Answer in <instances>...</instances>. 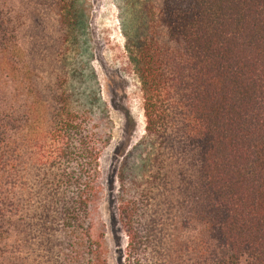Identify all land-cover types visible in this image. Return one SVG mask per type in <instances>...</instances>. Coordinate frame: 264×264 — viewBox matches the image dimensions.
<instances>
[{"label":"trees","instance_id":"16d2710c","mask_svg":"<svg viewBox=\"0 0 264 264\" xmlns=\"http://www.w3.org/2000/svg\"><path fill=\"white\" fill-rule=\"evenodd\" d=\"M88 3L0 0V264H110ZM133 5L145 132L117 173L124 264H264V0Z\"/></svg>","mask_w":264,"mask_h":264},{"label":"rangeland","instance_id":"374dc122","mask_svg":"<svg viewBox=\"0 0 264 264\" xmlns=\"http://www.w3.org/2000/svg\"><path fill=\"white\" fill-rule=\"evenodd\" d=\"M89 44L93 66L114 122L113 139L103 159L104 196L98 228L105 231L110 264H124L127 237L118 210V168L145 132L140 83L128 60L127 32L136 23L134 0H88Z\"/></svg>","mask_w":264,"mask_h":264}]
</instances>
